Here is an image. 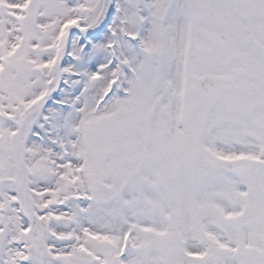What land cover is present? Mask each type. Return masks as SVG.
Here are the masks:
<instances>
[{
  "label": "snow or ice",
  "instance_id": "snow-or-ice-1",
  "mask_svg": "<svg viewBox=\"0 0 264 264\" xmlns=\"http://www.w3.org/2000/svg\"><path fill=\"white\" fill-rule=\"evenodd\" d=\"M0 264H264V0H0Z\"/></svg>",
  "mask_w": 264,
  "mask_h": 264
}]
</instances>
